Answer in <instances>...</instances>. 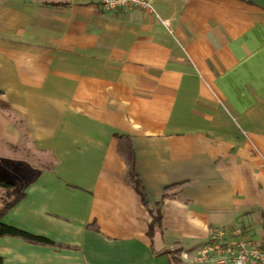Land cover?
I'll use <instances>...</instances> for the list:
<instances>
[{
  "label": "crops",
  "instance_id": "obj_1",
  "mask_svg": "<svg viewBox=\"0 0 264 264\" xmlns=\"http://www.w3.org/2000/svg\"><path fill=\"white\" fill-rule=\"evenodd\" d=\"M152 8L0 0V180L18 197L0 222L50 241L0 235L2 264H196L218 229L264 238V0Z\"/></svg>",
  "mask_w": 264,
  "mask_h": 264
},
{
  "label": "built area",
  "instance_id": "obj_2",
  "mask_svg": "<svg viewBox=\"0 0 264 264\" xmlns=\"http://www.w3.org/2000/svg\"><path fill=\"white\" fill-rule=\"evenodd\" d=\"M100 6L109 11L139 7L153 11V0H98ZM236 238H227L225 228L214 231L211 239L202 245L191 258L196 264H264V238L255 241L240 228L233 231ZM188 258L186 253H181Z\"/></svg>",
  "mask_w": 264,
  "mask_h": 264
},
{
  "label": "trees",
  "instance_id": "obj_3",
  "mask_svg": "<svg viewBox=\"0 0 264 264\" xmlns=\"http://www.w3.org/2000/svg\"><path fill=\"white\" fill-rule=\"evenodd\" d=\"M129 147L128 145H123L120 142V147H119V151L120 153L126 158L128 164H129V170L127 173V178L128 180L132 183V185L136 188V190L142 195V199L143 201H145L144 196H143V192L140 186V183L136 177V174L133 171L132 168V153L130 152V150H128ZM0 188L2 190H4L5 195L9 196L11 194H13V185L5 182L3 180H0ZM18 200L17 198H13L11 200H5L1 206L0 209V215L7 210L10 206H12L16 201ZM160 222H161V212L159 207L156 208V213H154L152 215V220L150 222V233L153 231V229L155 227H160ZM0 235H12V236H19L22 237L28 241H33V242H40V243H48L50 241H48L47 239L43 238V237H39V236H35L32 235L26 231L17 229L15 227H12L10 225L4 224L2 222H0ZM0 264H2V258L0 257Z\"/></svg>",
  "mask_w": 264,
  "mask_h": 264
},
{
  "label": "rangeland",
  "instance_id": "obj_4",
  "mask_svg": "<svg viewBox=\"0 0 264 264\" xmlns=\"http://www.w3.org/2000/svg\"><path fill=\"white\" fill-rule=\"evenodd\" d=\"M19 145L20 144H15L14 146H13V152H14V154L15 153H18L20 150H19ZM32 159H34L35 157L34 156H32L31 157ZM33 171V170H32ZM31 173V169H29L28 170V173H27V171H26V173H24L23 175L24 176H22V177H25L26 175H29ZM12 198V196H6L5 195V192H4V190H0V205H1V200L3 201H5V200H10ZM0 209H1V206H0Z\"/></svg>",
  "mask_w": 264,
  "mask_h": 264
}]
</instances>
